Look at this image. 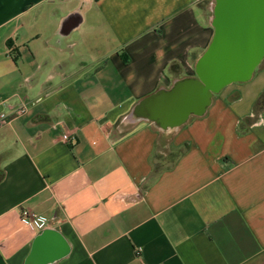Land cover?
Listing matches in <instances>:
<instances>
[{"label": "crops", "instance_id": "obj_1", "mask_svg": "<svg viewBox=\"0 0 264 264\" xmlns=\"http://www.w3.org/2000/svg\"><path fill=\"white\" fill-rule=\"evenodd\" d=\"M210 4L0 0V112L27 105L0 128V264L46 228L67 248L49 264H264V113L238 130L264 67L178 130L129 120L194 76Z\"/></svg>", "mask_w": 264, "mask_h": 264}, {"label": "water", "instance_id": "obj_2", "mask_svg": "<svg viewBox=\"0 0 264 264\" xmlns=\"http://www.w3.org/2000/svg\"><path fill=\"white\" fill-rule=\"evenodd\" d=\"M72 16L60 32L72 29ZM211 26L212 39L195 61L194 76L140 99L129 120L150 122L160 132L178 130L190 118L204 116L223 88L252 78L264 58V0H214ZM66 253L63 237L46 228L33 239L23 264L53 263Z\"/></svg>", "mask_w": 264, "mask_h": 264}, {"label": "trees", "instance_id": "obj_3", "mask_svg": "<svg viewBox=\"0 0 264 264\" xmlns=\"http://www.w3.org/2000/svg\"><path fill=\"white\" fill-rule=\"evenodd\" d=\"M263 67H264V58L262 62L260 63V65L257 67V69H261ZM237 98H238V94L230 97V100H235ZM263 113H264V90L259 94V96L255 100L253 107H252L251 114L243 118L242 120H240L238 124V130L241 132L244 129L260 122Z\"/></svg>", "mask_w": 264, "mask_h": 264}, {"label": "built area", "instance_id": "obj_4", "mask_svg": "<svg viewBox=\"0 0 264 264\" xmlns=\"http://www.w3.org/2000/svg\"><path fill=\"white\" fill-rule=\"evenodd\" d=\"M26 110H27V105L25 103H21L18 107L12 109L10 113L0 112V128L5 126L7 123H9L11 118L24 114ZM67 138H68L67 135H63V139H67ZM22 215L26 218L34 217V214L27 210H23Z\"/></svg>", "mask_w": 264, "mask_h": 264}, {"label": "rangeland", "instance_id": "obj_5", "mask_svg": "<svg viewBox=\"0 0 264 264\" xmlns=\"http://www.w3.org/2000/svg\"><path fill=\"white\" fill-rule=\"evenodd\" d=\"M205 2L207 3V4H210V6H212L213 5V3H214V0H205ZM172 158L173 157H171L170 155L167 157V158H165V159H161L160 160V158H157L158 160H156V162L157 163H155V165H156V167H160V166H166V165H169V163H171V161H172Z\"/></svg>", "mask_w": 264, "mask_h": 264}]
</instances>
